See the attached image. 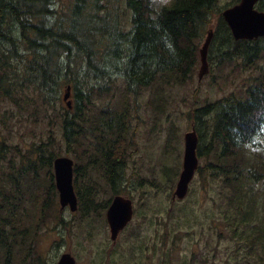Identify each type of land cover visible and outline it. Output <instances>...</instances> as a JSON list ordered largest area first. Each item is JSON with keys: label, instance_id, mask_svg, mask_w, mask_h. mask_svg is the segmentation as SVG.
<instances>
[{"label": "trees", "instance_id": "trees-1", "mask_svg": "<svg viewBox=\"0 0 264 264\" xmlns=\"http://www.w3.org/2000/svg\"><path fill=\"white\" fill-rule=\"evenodd\" d=\"M121 1L67 0L62 7L57 0H0V103L21 101L39 112L45 104L55 109L64 101L63 90L71 86L72 109L66 106L60 114L62 135L68 151L82 147L77 160L87 157L85 165L74 164L76 215H101L113 199L104 203L97 199L101 183L113 197L125 195V152L119 144L125 138L122 127L131 125L132 114L124 104H109L114 79L126 83L125 97L139 96L157 85L161 76L168 84L184 85L199 65L200 42L212 26L211 66L259 73L246 78L251 83L240 97L231 93L192 112L200 139L198 155L209 157L206 166L213 167L207 173L200 166L197 175L206 183L210 174L213 184L226 192L220 205L225 207L224 220L233 239L248 243L240 262L253 264L254 258H261L264 264V218L260 227L250 223L264 212V198L255 194L264 186V37L236 41L217 8L219 0H172L169 6L123 0L132 14L128 23L119 11ZM257 9L264 11V0H259ZM122 47H127L124 54ZM120 57L125 59L123 68L117 66ZM163 99L160 89L155 102L159 105ZM49 147L21 149L0 142V264L15 260L45 264L36 252L35 238L55 201L59 204L52 171L59 155L47 152ZM90 169L98 172V180ZM43 171L45 178L40 180ZM168 184L175 186V180ZM172 193L164 189L149 195L145 211H164L172 218L174 208L150 211L153 198L163 194L173 202ZM58 211L63 212L60 204ZM54 218L69 225L61 215ZM132 233L137 238L140 231L134 227ZM93 264H106L104 254Z\"/></svg>", "mask_w": 264, "mask_h": 264}, {"label": "rangeland", "instance_id": "rangeland-1", "mask_svg": "<svg viewBox=\"0 0 264 264\" xmlns=\"http://www.w3.org/2000/svg\"><path fill=\"white\" fill-rule=\"evenodd\" d=\"M153 1L159 6H169L172 3V0ZM234 1L219 0L217 8L223 11L234 6ZM66 2L67 0H57L62 7ZM118 6L123 21L128 23L132 14L126 2L122 0ZM212 21L213 25L217 22L215 15ZM204 41L205 39L200 42V47ZM126 49L127 47H122L123 54ZM209 56L210 53L208 62ZM124 62V57H120L117 66L123 68ZM200 70L201 62L192 73L193 76L182 86L168 84L166 76H161L157 85L145 89L139 96L128 93V97H125L126 83L121 78L114 79V91L109 104L118 107L124 104L132 114L131 125L122 127L125 138L121 139L119 149L125 152L123 177L126 183L123 191L124 196L130 197L135 203L134 219L114 245L110 240L107 210L101 215L92 212L88 217L82 213L76 215L78 211L71 212L68 208L60 213L58 200L55 201L51 214L47 215L46 224L37 233L34 243L36 252L45 264H57L64 253H71L77 264H93L102 254L106 264H235L234 257L242 264L240 259L248 243L232 238L224 220L225 207L220 206L226 192L219 185L213 184L210 174L206 183L197 175L184 200H176L173 204L163 194H159L157 199L153 198L150 211L159 206L164 209L174 208L172 218L164 211L154 214L145 211L149 195L157 190H175L183 166L184 136L192 130L193 125L196 126L192 112L231 93L240 97L251 83L246 78L255 77L259 73L257 70L240 73L238 67L223 70L211 66L209 62V72L200 80ZM160 89L164 99L158 105L155 99ZM65 91L66 88L63 90V97ZM66 106L64 101L55 109L52 105L45 104L39 112L35 106L26 107L21 101L18 105L0 103V119L3 123L0 124V142L17 144L21 149L32 145H50L47 152L52 151L58 157L68 156L74 163L78 161L85 165V154L76 159L82 147L75 146L68 151L63 139L60 114ZM66 108L70 109L68 106ZM203 143L206 144L207 139ZM209 160L206 155L200 158V166L205 167L207 173L213 168H207ZM52 171L54 173L53 168ZM90 172L93 179L98 180V172L93 169ZM44 178L45 171L40 174V180ZM172 179L175 180V186L169 187L168 182ZM80 183L86 185L82 180ZM100 188L97 199L103 203L117 196L113 193V197L111 190L103 183ZM45 189L41 185L42 193H45ZM255 194L264 198V186H259ZM143 213L146 216L142 217ZM56 215H61L69 225L65 227L58 223L54 218ZM263 218L262 211L261 216L250 223L260 227ZM75 223L77 224L74 225ZM134 227L140 231L137 238L132 233ZM248 234L246 231L245 235ZM261 263V258L253 259V264ZM14 264L24 263L15 260Z\"/></svg>", "mask_w": 264, "mask_h": 264}, {"label": "water", "instance_id": "water-1", "mask_svg": "<svg viewBox=\"0 0 264 264\" xmlns=\"http://www.w3.org/2000/svg\"><path fill=\"white\" fill-rule=\"evenodd\" d=\"M259 0H240L234 6L222 11V18L231 29L236 41H253L264 37V11L257 9ZM214 36L212 26L207 32V37L200 48L201 70L199 78H203L209 72L208 54ZM71 86H68L63 97L67 106L72 109ZM184 156L182 171L172 195L173 202L184 200L189 192L190 185L194 181L200 168L198 155L199 135L196 127L184 136ZM74 161L68 157H58L54 160L53 170L55 185L59 194L60 211L69 208L71 212L78 210V198L74 187ZM135 203L128 196L117 195L111 201L107 210V223L110 231V240L115 245L127 226L135 216ZM57 264H77L76 258L71 253H64Z\"/></svg>", "mask_w": 264, "mask_h": 264}]
</instances>
